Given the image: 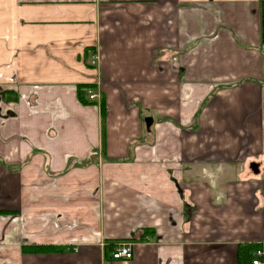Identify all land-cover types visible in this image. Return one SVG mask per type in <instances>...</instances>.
Segmentation results:
<instances>
[{"label": "crops", "instance_id": "crops-1", "mask_svg": "<svg viewBox=\"0 0 264 264\" xmlns=\"http://www.w3.org/2000/svg\"><path fill=\"white\" fill-rule=\"evenodd\" d=\"M262 6L0 0V264H252Z\"/></svg>", "mask_w": 264, "mask_h": 264}, {"label": "built area", "instance_id": "built-area-1", "mask_svg": "<svg viewBox=\"0 0 264 264\" xmlns=\"http://www.w3.org/2000/svg\"><path fill=\"white\" fill-rule=\"evenodd\" d=\"M99 55L92 54L89 59V65L92 68H96L99 63ZM88 97L90 101H94L97 99V95L93 91L88 92ZM133 248L134 244L132 243H125V244H119L114 249V252L112 253V259L113 260H121V261H129L133 258ZM252 264H264V250H257L253 254V260Z\"/></svg>", "mask_w": 264, "mask_h": 264}, {"label": "trees", "instance_id": "trees-1", "mask_svg": "<svg viewBox=\"0 0 264 264\" xmlns=\"http://www.w3.org/2000/svg\"><path fill=\"white\" fill-rule=\"evenodd\" d=\"M261 34H262V40L264 39V13H263V6H262V9H261ZM263 43H264V41H263ZM102 115H103V117L105 116V106L104 105H102ZM147 234V232L146 231H144V234H143V236H145ZM257 248L256 247H240V249H239V259L240 258H242V255L244 254V253H247V254H253V253H255L257 250H256ZM37 251H39V249H37L36 251H34V252H37ZM41 251H45V249H41Z\"/></svg>", "mask_w": 264, "mask_h": 264}, {"label": "water", "instance_id": "water-1", "mask_svg": "<svg viewBox=\"0 0 264 264\" xmlns=\"http://www.w3.org/2000/svg\"><path fill=\"white\" fill-rule=\"evenodd\" d=\"M145 122H146L147 129L150 130L151 126L153 125V119L147 118Z\"/></svg>", "mask_w": 264, "mask_h": 264}]
</instances>
